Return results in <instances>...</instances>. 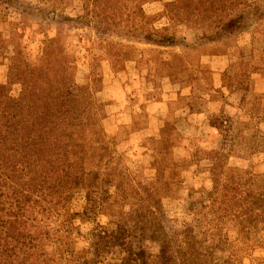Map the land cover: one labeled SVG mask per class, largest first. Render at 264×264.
<instances>
[{
  "label": "rangeland",
  "instance_id": "374dc122",
  "mask_svg": "<svg viewBox=\"0 0 264 264\" xmlns=\"http://www.w3.org/2000/svg\"><path fill=\"white\" fill-rule=\"evenodd\" d=\"M239 15L238 31L209 39ZM55 80L99 108L103 197L131 209L158 198L174 248L189 230L211 251L191 264H264V0H0L1 116L22 84ZM31 171L0 173V264H84L96 223L114 218L84 223V192Z\"/></svg>",
  "mask_w": 264,
  "mask_h": 264
},
{
  "label": "trees",
  "instance_id": "16d2710c",
  "mask_svg": "<svg viewBox=\"0 0 264 264\" xmlns=\"http://www.w3.org/2000/svg\"><path fill=\"white\" fill-rule=\"evenodd\" d=\"M243 22V15L229 17L216 25L214 36L208 37L214 39L238 31ZM145 39L160 46L177 44L171 36L155 39L149 35ZM59 81L25 82L20 98L7 103L2 116L0 111V153L4 159L0 160V173H28L32 168L29 174L47 175L51 168L55 184L64 188L67 197L78 190L85 193V206L74 214L76 218L84 223H95L102 215L114 218L108 223L110 228L96 223L90 233L91 258H86L84 264H151L147 243L157 245L158 264H191L195 258L209 254L211 251H206L189 230L184 232L182 241L187 245L185 251L174 248V238L161 223L164 214L158 198L151 197L149 206L131 209L132 206H118L119 200L109 191L103 192L104 197L99 193L101 167L112 159L108 152L110 143L107 145L99 123V108L93 107L95 103L86 94L79 93L80 87ZM31 154L41 156L27 158ZM26 195L22 192V197ZM20 200L16 201L21 203ZM107 203L111 205L106 206ZM253 203L264 206V192L258 193ZM110 209L114 211L107 212ZM242 216L234 217L247 221ZM181 252L180 263L177 255Z\"/></svg>",
  "mask_w": 264,
  "mask_h": 264
}]
</instances>
